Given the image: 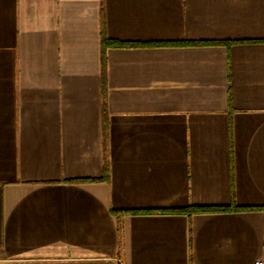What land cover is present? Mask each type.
Wrapping results in <instances>:
<instances>
[{
  "label": "crops",
  "instance_id": "0c3cea01",
  "mask_svg": "<svg viewBox=\"0 0 264 264\" xmlns=\"http://www.w3.org/2000/svg\"><path fill=\"white\" fill-rule=\"evenodd\" d=\"M263 258L264 0H0V264Z\"/></svg>",
  "mask_w": 264,
  "mask_h": 264
},
{
  "label": "trees",
  "instance_id": "16d2710c",
  "mask_svg": "<svg viewBox=\"0 0 264 264\" xmlns=\"http://www.w3.org/2000/svg\"><path fill=\"white\" fill-rule=\"evenodd\" d=\"M109 39L106 37V35L103 36V46L105 44V46H107L109 43ZM112 45H115L113 42L111 43ZM120 45V44H119ZM193 45H197V44H193ZM122 46V45H121ZM210 209H207V208H194V207H189L187 209H183V210H178L176 211L177 213H193L195 211H208ZM214 210H217V211H227L228 209H225V208H217V209H214Z\"/></svg>",
  "mask_w": 264,
  "mask_h": 264
},
{
  "label": "built area",
  "instance_id": "2783aa9c",
  "mask_svg": "<svg viewBox=\"0 0 264 264\" xmlns=\"http://www.w3.org/2000/svg\"><path fill=\"white\" fill-rule=\"evenodd\" d=\"M255 264H264V258L257 260Z\"/></svg>",
  "mask_w": 264,
  "mask_h": 264
}]
</instances>
